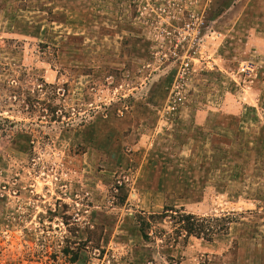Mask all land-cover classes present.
Here are the masks:
<instances>
[{
  "label": "rangeland",
  "instance_id": "rangeland-1",
  "mask_svg": "<svg viewBox=\"0 0 264 264\" xmlns=\"http://www.w3.org/2000/svg\"><path fill=\"white\" fill-rule=\"evenodd\" d=\"M0 264H264V0H0Z\"/></svg>",
  "mask_w": 264,
  "mask_h": 264
},
{
  "label": "trees",
  "instance_id": "trees-1",
  "mask_svg": "<svg viewBox=\"0 0 264 264\" xmlns=\"http://www.w3.org/2000/svg\"><path fill=\"white\" fill-rule=\"evenodd\" d=\"M183 219H185V218H183ZM189 219L191 221L194 220V218H192V217L186 218L187 223L183 222L182 225H184V223H185V225L180 226V227L182 228V230L186 231L187 235H191V234L198 235L200 233V231L198 230L200 223L199 222H191V221H189ZM138 223H139V228H140V231L142 232L143 238L147 239L148 236L144 233V230L149 228V223L144 219H141V221L139 220Z\"/></svg>",
  "mask_w": 264,
  "mask_h": 264
},
{
  "label": "built area",
  "instance_id": "built-area-1",
  "mask_svg": "<svg viewBox=\"0 0 264 264\" xmlns=\"http://www.w3.org/2000/svg\"><path fill=\"white\" fill-rule=\"evenodd\" d=\"M174 87H175V86H174ZM178 87H179V86L175 87V89L178 88ZM177 90H178V89H177ZM172 93H173V92L171 91L170 94L167 96V100H166V103H165V112H166L167 114H170L171 111L175 110V107H174V105H173V101H175L176 99H179V97L177 98V93H175V96H176V97H173ZM171 96H172L173 101H172V99H170Z\"/></svg>",
  "mask_w": 264,
  "mask_h": 264
}]
</instances>
